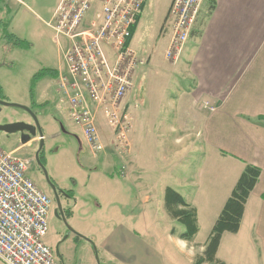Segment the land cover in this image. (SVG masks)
<instances>
[{
  "label": "crops",
  "instance_id": "0c3cea01",
  "mask_svg": "<svg viewBox=\"0 0 264 264\" xmlns=\"http://www.w3.org/2000/svg\"><path fill=\"white\" fill-rule=\"evenodd\" d=\"M60 1L44 9L46 18H37L36 28L28 36V19L17 22L11 18L4 24L0 39L6 46L41 45L43 54L49 42L55 45L57 65L42 70L45 76L37 84L45 82V103L59 96L69 112L59 92V78L67 72L63 59L67 44L66 40L62 45L55 41L50 26ZM172 2L146 0L131 42L133 47L143 20H148L155 39L149 53L143 57L133 49L155 64L157 75L164 70L170 72L172 81L168 77L166 89L173 94L159 102L167 106L171 122L164 132H157L153 111L158 102L136 101L135 89L125 101L133 117L132 151L114 157L110 152L115 151L113 132L99 114V131L106 147L101 155L110 164L105 165L108 174L89 166L83 185L96 202L72 196L74 204L70 203L66 211L73 232L66 241H62L63 234L54 240L62 264H264V0H215L211 11V0H207L181 61L169 66L165 54L170 35L163 33L162 27ZM15 5L28 9L25 0H5L0 18L3 11L10 13ZM16 40L27 45L18 46ZM159 45L164 47L163 59L159 58ZM161 64L166 69L158 66ZM153 73L151 69L140 70L136 86L144 74L150 81ZM0 87L5 99H19L1 83ZM46 130L52 137L59 136L54 134V127ZM28 146L15 150L20 152ZM159 147L166 159L168 155H181L182 167L185 152L199 155L197 178L189 183L196 192L184 197L177 188H159ZM247 165L258 167L261 176L247 200L240 230L223 235L214 262L204 260L212 230ZM103 176L107 186L116 187L114 193L97 188ZM76 182L80 187V181ZM168 188L181 194L196 211L198 232L190 241L181 238L185 226L167 212L164 196Z\"/></svg>",
  "mask_w": 264,
  "mask_h": 264
},
{
  "label": "built area",
  "instance_id": "2783aa9c",
  "mask_svg": "<svg viewBox=\"0 0 264 264\" xmlns=\"http://www.w3.org/2000/svg\"><path fill=\"white\" fill-rule=\"evenodd\" d=\"M207 0H173L162 27L170 35L165 58L178 64ZM146 0H61L50 23L62 45L66 73L59 92L82 142L102 154L99 114L114 135L120 156L132 151L133 117L125 101L143 64L132 48ZM215 111L214 108H211ZM0 146V261L3 264H62L45 242L53 199L29 175L31 160Z\"/></svg>",
  "mask_w": 264,
  "mask_h": 264
},
{
  "label": "rangeland",
  "instance_id": "374dc122",
  "mask_svg": "<svg viewBox=\"0 0 264 264\" xmlns=\"http://www.w3.org/2000/svg\"><path fill=\"white\" fill-rule=\"evenodd\" d=\"M56 1L58 0H25L28 9L15 5L10 8V13L3 11L0 18V32L4 30V24H6L9 19L14 18L19 22V19L26 18L28 21L25 25V30L28 36V33H32L36 28L37 18H46L44 9L46 11L52 8ZM139 31L140 34L138 33L136 36L133 47L143 57H146L155 40L151 36L150 22L144 19ZM1 40L3 39H0V83L7 92L9 91L13 94V97L17 95L19 98L17 100L6 99L4 101L24 106L30 110L31 113L13 106H0V125L20 122L29 123L34 121L32 116L37 118L44 134L42 157L46 160V165H44L45 170L57 188L66 194L63 198L60 197V199L65 209L64 214L67 224L64 222L61 214L57 212V203L54 194L46 185L42 169L36 162V146H28L18 153L19 156L26 157L32 161L29 175L54 201V207L49 215V235L46 239V244L56 251L54 240L57 236H62L63 234L62 241H66L68 236L73 232L68 222V214L66 211L70 203L71 205L74 204L72 196L76 195L82 200L91 199L93 202H96V198L91 196V193L83 185L91 170L89 166L94 165L96 170L108 174L105 165L110 164H107L104 154L103 156L101 154L94 156L84 143L80 144L78 140L79 137L81 138L80 130L72 122L70 114L67 112L66 106H64L59 96H56V100L52 101V103H45L47 98L42 92V87L45 82L37 84V81V85H35L36 87L32 92L34 76L45 68H55L57 65V48L55 45L49 42L46 54H43L41 45L36 44L35 48H20L13 44L6 46ZM163 52L164 47L159 45L160 59H163ZM139 57L141 61H143V64L139 66L136 72L135 86L132 92L135 89L138 92V97L135 99L138 102H142L143 99L147 102L151 100H156V102H158L154 105L153 113L156 121H154L153 127L156 128L157 132L162 133L166 126L169 125V122H171V119L167 114V106L162 105L159 100L168 99L171 94H173V91L166 89L168 77L169 82L172 81V77L168 70H164L165 72L161 71V74L157 75L155 71L157 72L158 70L155 68V64H151L146 58ZM164 65L161 64L158 66L166 69ZM168 65L173 66L170 62H168ZM143 69L146 72H148L149 69L154 71V73L151 74L152 79L150 81L146 80V74H144L136 86L137 73ZM51 81L54 80L51 78ZM51 92H54V89H51ZM135 100L134 102L136 103ZM127 111L130 112L128 108ZM51 117H53L56 122L51 119ZM48 126L54 127V134H58L59 136H50L46 130ZM22 145V135L20 133L8 134L0 132V146L5 151L12 152ZM158 150L156 175L159 188L164 185L177 188L182 192L184 197L185 195L196 192V187L192 184L189 185V183L197 178L200 160L199 155L185 152V166L182 167L181 155H168L169 158L166 159L160 147ZM110 152L114 157H118L117 152L113 150ZM148 156L147 154V160ZM105 179L106 176L98 179L97 188L107 193H114L116 187H112V184L107 186L108 182H105ZM77 180L81 183L80 187H77ZM182 182L184 185L180 186L179 184ZM49 239L52 240L51 243L47 242Z\"/></svg>",
  "mask_w": 264,
  "mask_h": 264
},
{
  "label": "trees",
  "instance_id": "16d2710c",
  "mask_svg": "<svg viewBox=\"0 0 264 264\" xmlns=\"http://www.w3.org/2000/svg\"><path fill=\"white\" fill-rule=\"evenodd\" d=\"M4 1L5 0H0V10L2 5L4 4ZM214 7L215 0H211L209 11H211ZM135 28H133L132 30L133 33ZM8 37H11V35H8ZM15 44L18 46L27 45L26 43L18 40H16ZM43 76H45V73H40L35 76L32 86V92L34 90V85L36 84V82ZM0 99L6 100L3 96L1 87ZM42 162L46 165V160L44 159V157H42ZM260 176L261 170L258 167L253 165L246 166V169L243 172L235 190L226 203L217 223L212 230L205 251L204 260L214 262L223 235L225 233L236 234L240 230L247 200L256 187L257 183L259 182ZM164 200L165 207L169 216L181 223L186 228L185 232L181 235V238L187 241L192 240L198 232L195 209L185 201L181 194H179L172 188H168L166 190ZM204 260H199V263H202Z\"/></svg>",
  "mask_w": 264,
  "mask_h": 264
},
{
  "label": "water",
  "instance_id": "95a60500",
  "mask_svg": "<svg viewBox=\"0 0 264 264\" xmlns=\"http://www.w3.org/2000/svg\"><path fill=\"white\" fill-rule=\"evenodd\" d=\"M0 106H13V107L21 108V109L31 113V111L28 110L24 106L11 104V103H8L7 101H4L2 99H0ZM32 117L34 119L35 125L30 124V123H25V122L0 125V132H5V133H8V134L20 133L22 135V143H23V145H27L31 141V139L37 135L36 130L39 129L40 139H41V147H40V149H39V151L37 153V160H38V163L40 165V168L42 169V171L45 174V177H46V180H47L48 184L50 185V187L52 188V190H53V192L55 194L56 203H57V212L61 214V217L64 219V222L67 224L66 219H65V214H64V208H63L60 196L58 194L57 186L55 184H53V182L50 179L47 171L45 170V166L40 161V153H41V151L43 150V147H44L43 130H42L37 118L35 116H32ZM78 140H79L80 144H83V142H82L80 137L78 138Z\"/></svg>",
  "mask_w": 264,
  "mask_h": 264
},
{
  "label": "flooded vegetation",
  "instance_id": "af4514ba",
  "mask_svg": "<svg viewBox=\"0 0 264 264\" xmlns=\"http://www.w3.org/2000/svg\"><path fill=\"white\" fill-rule=\"evenodd\" d=\"M29 123L35 125V122H34V121H31V122H29ZM36 133H37V135H36L35 137H33V138L31 139V141H30L27 145H30V147H32V146H36L35 159H36V162L38 163V160H37V153H38V151H39V149H40V147H41V139H40L39 129L36 130ZM42 152H43V151H41V153H40V161H41V163L43 164V162H42V156H43V153H42ZM38 164H39V163H38ZM43 165H45V164H43ZM42 173H43V175H44L46 185L48 186V188H50V189L52 190V188L50 187V185L48 184V182H47V180H46V177H45V174H44L43 171H42ZM53 184H54V183H53ZM57 190H58V194H59L60 197L63 198L64 196H66V194H65L63 191L59 190L58 188H57ZM52 192H53V190H52ZM53 194H54V192H53ZM54 197H55V194H54ZM55 199H56V197H55Z\"/></svg>",
  "mask_w": 264,
  "mask_h": 264
}]
</instances>
